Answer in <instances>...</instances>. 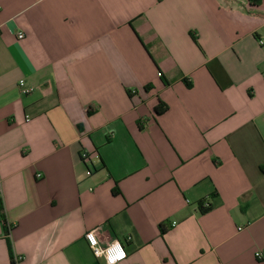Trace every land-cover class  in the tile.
<instances>
[{
    "label": "crops",
    "instance_id": "crops-1",
    "mask_svg": "<svg viewBox=\"0 0 264 264\" xmlns=\"http://www.w3.org/2000/svg\"><path fill=\"white\" fill-rule=\"evenodd\" d=\"M258 39L264 0H0V264H264Z\"/></svg>",
    "mask_w": 264,
    "mask_h": 264
},
{
    "label": "built area",
    "instance_id": "built-area-1",
    "mask_svg": "<svg viewBox=\"0 0 264 264\" xmlns=\"http://www.w3.org/2000/svg\"><path fill=\"white\" fill-rule=\"evenodd\" d=\"M23 37L24 35L21 32L17 33L16 35V38L18 40H22ZM257 43L259 46L264 48V39H258ZM18 87L22 94H27L31 91V88L26 87L25 83L22 80H19ZM87 174H89V171H87ZM84 240L89 247L92 255L97 258H101L104 264H117L122 262L126 258V251L120 242L115 241L103 246L100 244L95 231H89L85 233ZM117 248L120 252L123 253L122 256H118L116 254ZM256 256L258 257L259 254H256Z\"/></svg>",
    "mask_w": 264,
    "mask_h": 264
},
{
    "label": "trees",
    "instance_id": "trees-1",
    "mask_svg": "<svg viewBox=\"0 0 264 264\" xmlns=\"http://www.w3.org/2000/svg\"><path fill=\"white\" fill-rule=\"evenodd\" d=\"M247 2L252 5V6H258L261 4L262 0H247ZM187 86H190V85H187ZM145 89H148V86L145 87ZM167 109V106L165 104H163L162 102L159 101V104L154 108V113L156 115H159L163 112H165ZM211 206L210 204L206 201H204V203H200L199 205V211L200 213H205L207 212L208 210H210ZM164 229H160V232L161 233H164Z\"/></svg>",
    "mask_w": 264,
    "mask_h": 264
},
{
    "label": "snow or ice",
    "instance_id": "snow-or-ice-1",
    "mask_svg": "<svg viewBox=\"0 0 264 264\" xmlns=\"http://www.w3.org/2000/svg\"><path fill=\"white\" fill-rule=\"evenodd\" d=\"M116 254H117L118 256H122V255H123V253L120 252V251L118 250V248L116 249Z\"/></svg>",
    "mask_w": 264,
    "mask_h": 264
}]
</instances>
